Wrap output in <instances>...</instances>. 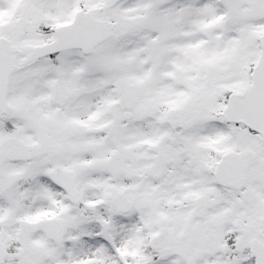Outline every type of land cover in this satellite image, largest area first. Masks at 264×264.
Wrapping results in <instances>:
<instances>
[{"label": "snow or ice", "instance_id": "obj_1", "mask_svg": "<svg viewBox=\"0 0 264 264\" xmlns=\"http://www.w3.org/2000/svg\"><path fill=\"white\" fill-rule=\"evenodd\" d=\"M0 264H264V0H0Z\"/></svg>", "mask_w": 264, "mask_h": 264}]
</instances>
